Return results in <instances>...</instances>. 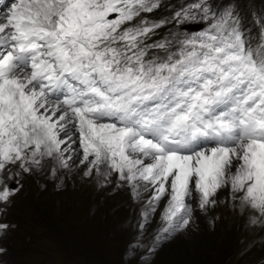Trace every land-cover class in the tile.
I'll return each mask as SVG.
<instances>
[{
    "label": "snow or ice",
    "instance_id": "obj_1",
    "mask_svg": "<svg viewBox=\"0 0 264 264\" xmlns=\"http://www.w3.org/2000/svg\"><path fill=\"white\" fill-rule=\"evenodd\" d=\"M241 2L0 0V213L24 175L78 171L128 189L137 264L225 192L264 227V11Z\"/></svg>",
    "mask_w": 264,
    "mask_h": 264
},
{
    "label": "rangeland",
    "instance_id": "obj_2",
    "mask_svg": "<svg viewBox=\"0 0 264 264\" xmlns=\"http://www.w3.org/2000/svg\"><path fill=\"white\" fill-rule=\"evenodd\" d=\"M241 7L264 11V0H242ZM200 27L188 25L190 31ZM21 183L0 213V223L14 225L0 232V264H137L139 257L126 248L134 235L129 224L140 208L127 188H100L78 171L75 179L62 180L26 174ZM222 196L214 209H196L188 229L147 257L151 264H264V227L250 226V213L240 214L227 193Z\"/></svg>",
    "mask_w": 264,
    "mask_h": 264
},
{
    "label": "bare ground",
    "instance_id": "obj_3",
    "mask_svg": "<svg viewBox=\"0 0 264 264\" xmlns=\"http://www.w3.org/2000/svg\"><path fill=\"white\" fill-rule=\"evenodd\" d=\"M36 176V178L37 177H40V178H42V179H46V177L44 176V175H35ZM44 181V180H43ZM92 183V182H91Z\"/></svg>",
    "mask_w": 264,
    "mask_h": 264
}]
</instances>
